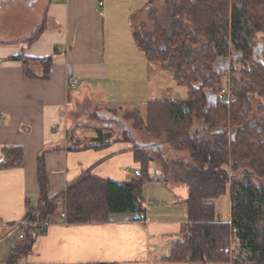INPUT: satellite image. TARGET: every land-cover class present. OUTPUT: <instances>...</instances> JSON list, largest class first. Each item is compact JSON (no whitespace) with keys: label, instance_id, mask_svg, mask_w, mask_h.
Here are the masks:
<instances>
[{"label":"trees","instance_id":"obj_1","mask_svg":"<svg viewBox=\"0 0 264 264\" xmlns=\"http://www.w3.org/2000/svg\"><path fill=\"white\" fill-rule=\"evenodd\" d=\"M150 2L164 4L165 10L149 8L147 22L152 30L142 23L133 33L134 41L148 64L172 73L187 88L188 99L150 101L145 115L139 109L126 113L134 116V123L132 130L120 127L124 139L114 140L112 132L97 130L95 146L130 143V132L137 130L149 138L164 139L175 156L169 159L163 149L138 146L134 149L141 165L138 176L116 182L87 172L49 201L43 152L38 159V178L44 202L27 217L37 214L40 220L53 223L57 215L65 214V224L79 225L108 223L112 216L136 207L139 215H145L146 184L174 181L188 189V223L163 262L264 264V0ZM47 29L48 18H44L21 41L23 50ZM54 59L12 58L23 63L28 80H47ZM32 62L41 65L42 74L30 70ZM226 82L229 90L223 87ZM4 153L3 166H21L20 149ZM228 193L232 208L226 223L219 220L215 201ZM38 238V230L29 228L5 264H18L32 253Z\"/></svg>","mask_w":264,"mask_h":264},{"label":"crops","instance_id":"obj_2","mask_svg":"<svg viewBox=\"0 0 264 264\" xmlns=\"http://www.w3.org/2000/svg\"><path fill=\"white\" fill-rule=\"evenodd\" d=\"M96 6L97 0H51L43 17L48 18V29L36 43L26 50L21 42L20 45H0V149L4 157V150L9 149H20L23 155L19 167L0 165V264H5L22 241L12 232L13 225L44 202L38 178L40 154L46 152L48 188L45 197L53 201L87 172L116 182L129 181L141 168L134 157L136 147L148 150L156 147L163 151L167 147L164 139L140 140L133 131L130 143L97 148L96 131H84L82 138L94 145L85 150L82 145L70 150L71 144H77L68 136L71 127L68 115L71 104L76 101L68 89L70 75L78 76L80 84L83 82L91 92L92 89L102 90L103 83H110L112 77L104 55V24ZM58 44H64L66 51L57 48ZM132 51L135 58L141 59ZM21 55L32 61L54 57L49 78L28 80L23 63L12 60ZM148 67L150 78V64ZM30 70L38 75L43 73L37 62L30 64ZM113 74L116 77L117 73ZM150 101L143 108L136 103H129L130 109L120 108L139 109L145 115ZM74 107H77L75 103ZM113 108L116 107H105ZM163 153L169 159L175 156L171 147ZM0 160L3 161V157ZM151 182L145 186L147 194ZM156 183L166 188L170 185L179 193L171 181ZM158 190V195H162L160 188L155 192ZM154 198L152 207L145 194V215H115L104 224L68 225L57 215L48 234L39 237L32 253L18 264H174L162 259L170 254L188 223L187 208L184 213H177L173 208L166 212L167 206L161 205V198Z\"/></svg>","mask_w":264,"mask_h":264},{"label":"rangeland","instance_id":"obj_3","mask_svg":"<svg viewBox=\"0 0 264 264\" xmlns=\"http://www.w3.org/2000/svg\"><path fill=\"white\" fill-rule=\"evenodd\" d=\"M50 2L51 0H38L31 7L18 3L4 9V12L0 13V45H20V42L29 37L39 26L43 17L47 14ZM149 8L165 10L164 4L160 2H154L153 4L150 0H97L96 9L100 18L102 17L105 31L104 55L106 62L110 65L112 77L110 83H103L102 90L96 89L94 91L92 89L93 92H91L88 86H85L82 82L79 85L80 91L73 92V97L76 98L74 103L77 107H74V103L71 104L68 115L71 126L68 136L72 142H77L75 145L72 144L73 148H80L81 145L84 147L91 145L90 141L82 138L84 131L88 133L97 130L112 132L114 140H123L124 136L120 133V130H125L126 126L132 130L134 116L130 117L128 114L126 116V113L132 111L126 109L107 110L105 109L107 106L128 107L127 109H130L129 103H136L138 107L143 108L149 100L186 101L188 99L187 88L176 82L172 73H164L160 71L158 66L150 65V78L148 76L149 64L146 62L144 54L137 49L133 33L136 29H139L142 23H146L148 29L152 30V24L147 22L146 11ZM57 48L66 51L64 44H58ZM132 49L141 56V59L140 57L139 59L135 58ZM153 68L155 69L153 70ZM157 71L160 73L157 74ZM114 72L117 73L116 77L113 74ZM228 83L226 82L223 85L226 90H229ZM257 103L259 101L255 104L257 105ZM104 104L107 106H103ZM143 113L145 114V111ZM134 131L140 140H155L149 138L144 132ZM167 147H164V152ZM155 157L158 169L163 171L162 162L158 160L157 156ZM165 177L172 180L169 174ZM163 179L165 178L163 177ZM172 183L175 184V188L179 190V193H176L170 185L166 188L164 185L152 181L148 194V188L146 187V199H150L152 207H154V201L156 200L154 197L159 196L161 205L167 206L166 212L171 211V208H173V211L177 213H184L188 189L185 185L177 184L174 181H171ZM156 188H160L162 195H158L159 190L155 192ZM182 190L185 191V194H182ZM215 205L217 215L221 218L219 220L229 222L232 208L230 194L228 193L216 200Z\"/></svg>","mask_w":264,"mask_h":264},{"label":"built area","instance_id":"obj_4","mask_svg":"<svg viewBox=\"0 0 264 264\" xmlns=\"http://www.w3.org/2000/svg\"><path fill=\"white\" fill-rule=\"evenodd\" d=\"M79 85H80L79 77L76 75H70L69 80H68V89L71 92L77 91L79 89ZM224 102L226 104H228L230 102V99L226 98L224 100ZM134 175L138 176L139 171L136 170L134 172ZM127 214L138 215L139 214V208L136 207L134 210L128 211ZM62 220L65 222V220H66L65 214H62ZM52 227H53V223L51 221H49V220L42 221V220H40V218L38 217L37 214H33L29 217H26L24 220H21V221L17 222L16 224H14L12 232L16 233L20 240H23L25 238L27 230L29 228H34V229L38 230L39 237H43V236H46L48 234L49 230Z\"/></svg>","mask_w":264,"mask_h":264},{"label":"flooded vegetation","instance_id":"obj_5","mask_svg":"<svg viewBox=\"0 0 264 264\" xmlns=\"http://www.w3.org/2000/svg\"><path fill=\"white\" fill-rule=\"evenodd\" d=\"M37 1L38 0H0V13H3L4 9H6L7 7L13 6L18 3L24 4L27 7H31Z\"/></svg>","mask_w":264,"mask_h":264},{"label":"water","instance_id":"obj_6","mask_svg":"<svg viewBox=\"0 0 264 264\" xmlns=\"http://www.w3.org/2000/svg\"><path fill=\"white\" fill-rule=\"evenodd\" d=\"M130 138H131V139H133V138H132V134H131V132H130ZM152 149H154L155 151H158V150H160L159 148H156V147H154V148H152ZM0 157H3V159H4L3 161H1V160H0V165H2V164H4V163H5V157H4V155H3V153H2V150H1V149H0Z\"/></svg>","mask_w":264,"mask_h":264}]
</instances>
